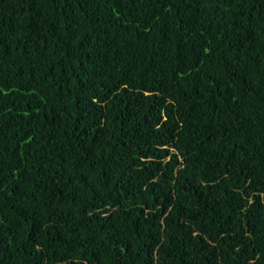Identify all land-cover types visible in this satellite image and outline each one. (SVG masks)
<instances>
[{
    "label": "trees",
    "instance_id": "trees-1",
    "mask_svg": "<svg viewBox=\"0 0 264 264\" xmlns=\"http://www.w3.org/2000/svg\"><path fill=\"white\" fill-rule=\"evenodd\" d=\"M0 264H264V0H0Z\"/></svg>",
    "mask_w": 264,
    "mask_h": 264
}]
</instances>
